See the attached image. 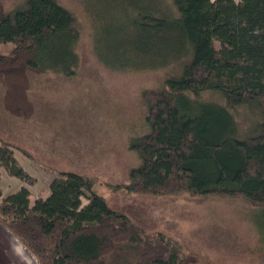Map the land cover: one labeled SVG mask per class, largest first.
<instances>
[{"label":"trees","instance_id":"obj_1","mask_svg":"<svg viewBox=\"0 0 264 264\" xmlns=\"http://www.w3.org/2000/svg\"><path fill=\"white\" fill-rule=\"evenodd\" d=\"M164 1L168 15L142 7L138 27L147 38L172 32L175 41L148 42L141 68L172 72L143 93L148 131L129 143L139 165L112 189L240 197L264 209V0ZM79 33L75 16L58 0H23L0 14V44H12L37 73L74 76ZM208 94L220 101L204 100ZM3 171L35 183L12 144L0 139V179ZM95 183L85 173L59 171L47 197L32 206L23 186L0 201V225L37 264H181L173 238L147 233L109 208Z\"/></svg>","mask_w":264,"mask_h":264},{"label":"rangeland","instance_id":"obj_2","mask_svg":"<svg viewBox=\"0 0 264 264\" xmlns=\"http://www.w3.org/2000/svg\"><path fill=\"white\" fill-rule=\"evenodd\" d=\"M22 1L0 0V14ZM58 1L79 25L74 76L30 70L12 44H0L6 58L0 63V139L12 144L14 157L35 179L27 186L3 171L0 201L25 186L32 206L47 197L59 171L85 173L96 179L94 190L109 208L147 233L160 231L173 238L181 264H264V209L240 197H155L112 189L127 183L129 170L139 165L129 143L148 131L143 93L159 87L166 72H172L141 68L148 42L175 41L172 32L147 38L138 27L142 7L164 11L165 1ZM203 99L220 101L212 94ZM25 250L0 225L3 264L37 262Z\"/></svg>","mask_w":264,"mask_h":264},{"label":"crops","instance_id":"obj_3","mask_svg":"<svg viewBox=\"0 0 264 264\" xmlns=\"http://www.w3.org/2000/svg\"><path fill=\"white\" fill-rule=\"evenodd\" d=\"M2 177H3V172H2V174H1V179H0V187H1V180H2ZM2 189V188H1ZM15 240V239H14ZM26 251V250H25ZM29 255V254H28ZM3 258L4 257H2V254H0V264H3ZM8 259V258H7ZM33 259V258H32ZM9 262V261H8ZM10 263V262H9ZM35 263H37V262H34V260H33V263L31 262V264H35Z\"/></svg>","mask_w":264,"mask_h":264}]
</instances>
